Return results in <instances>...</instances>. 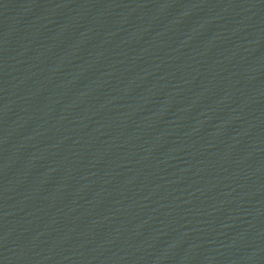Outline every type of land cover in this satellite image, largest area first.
Returning a JSON list of instances; mask_svg holds the SVG:
<instances>
[{
    "label": "water",
    "instance_id": "obj_1",
    "mask_svg": "<svg viewBox=\"0 0 264 264\" xmlns=\"http://www.w3.org/2000/svg\"><path fill=\"white\" fill-rule=\"evenodd\" d=\"M0 264H264V0H0Z\"/></svg>",
    "mask_w": 264,
    "mask_h": 264
}]
</instances>
